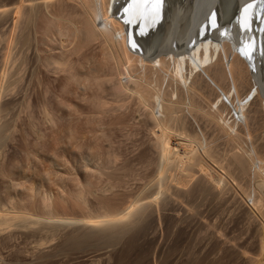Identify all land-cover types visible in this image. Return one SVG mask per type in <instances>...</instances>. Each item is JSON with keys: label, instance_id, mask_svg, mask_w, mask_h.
<instances>
[{"label": "rangeland", "instance_id": "obj_1", "mask_svg": "<svg viewBox=\"0 0 264 264\" xmlns=\"http://www.w3.org/2000/svg\"><path fill=\"white\" fill-rule=\"evenodd\" d=\"M26 2L0 0V264H264V218L248 213L251 198L264 203V191L255 189L233 162L240 142L204 128L199 119L181 132L174 124L153 128L144 112L148 103L136 86V91L125 88L121 112L113 110L110 84L88 90L71 85L67 94L63 86L71 64L81 73L98 70L100 49L114 53V48L104 36L75 55L60 52L59 41L49 40L45 28L60 16L78 21L82 8L71 0H54L33 15ZM131 34L121 29L125 45L136 41ZM242 47L252 91L264 92L259 62L249 45L242 42ZM64 61L66 70L56 67ZM112 61L103 68L116 70ZM200 94L209 97L207 90ZM97 96L105 109L95 108ZM261 98L264 106V93ZM252 109L249 129L241 132L244 146L250 138L256 146L257 133L264 136L259 128L264 109L260 116ZM232 115V109L223 112L227 119ZM195 140L211 149V161L198 157L202 150ZM85 157L99 163L102 172L98 164L99 174L84 173ZM54 159L65 171L56 169ZM208 166H220L225 176L218 175L220 170L213 175ZM85 180L93 183L92 192L88 189L79 205L73 194ZM124 208L126 214L112 218ZM51 249L49 256H37Z\"/></svg>", "mask_w": 264, "mask_h": 264}, {"label": "bare ground", "instance_id": "obj_2", "mask_svg": "<svg viewBox=\"0 0 264 264\" xmlns=\"http://www.w3.org/2000/svg\"><path fill=\"white\" fill-rule=\"evenodd\" d=\"M53 1L54 0H27V4H25L29 7L33 15H37L44 7L51 4ZM71 1H74L82 8L83 12L80 13V18L78 21L71 17L65 18L61 16L53 20L51 19V21L48 22L47 28H45L47 30L48 39H57L59 41L60 52L66 50L69 54L75 55L83 47L105 36L107 41H109L114 48V53L111 52L109 47L110 50H108L106 46L101 48V57L99 61L96 60L97 68L99 66V69L96 70V68L92 67L91 70L87 69L88 72L87 70L83 71V75H81L82 73L80 70L77 69L76 71L75 68L70 67L72 64H69L70 66H67V68L65 66V61L58 66L56 64V67L62 65L61 67L65 66L64 70H66V68L68 69V81L67 84L63 86L67 94H70V90H72H69V86L71 85L80 88V90L83 88H85L84 90H88L94 89V87L100 88L103 84H110L109 87H111V89L108 90H112L113 97H115L116 105L113 106V110L115 111L123 107V102L120 99L124 98L122 96L128 90L125 89L126 87L132 88L136 86L137 89L141 88V91L138 93L141 95V101L148 103V107H146L144 112L146 113V117L150 119V124L153 125V128H167L168 124H174L180 128L179 131L181 132L183 131L181 130L182 128L184 129L187 127L185 125H191L192 122L196 124L201 120L204 128H211L214 132L222 133L227 138L240 142V147L237 149L238 151L236 150L232 154L233 162L238 168L243 170L244 174L246 173L247 176H250L249 182L255 189L259 188V190L264 191V163L261 157L258 156L260 153L264 152V136L262 137L261 133H257V136L255 135V142H257L255 144L256 146H254L252 142L254 139L251 140L250 137L249 144L245 143V146L241 144L242 130L249 129L248 117H250L251 109L255 107L257 113L254 112L258 115H261V113L258 112L264 109L261 103V97L264 92L261 91L262 93H258L256 90L252 91L250 72L242 47V42L250 46L259 62L257 65L260 67L264 76V0H213L208 6H206L204 2L203 7L199 5L204 0H163L159 6L158 14L156 9L157 0ZM209 6L213 8L214 13L212 15L210 14L211 11L208 10ZM219 16L220 20L218 25L220 26L217 27L215 25V18ZM201 17L205 20L203 27L202 23H200ZM97 21H99L98 25L96 24ZM224 24H226V28ZM122 28L130 30V33L134 35L132 37H136V41L133 40L132 44V41L129 43L131 44L130 46L128 44L129 41H127L129 47H127V44H124L126 42L124 38L121 37ZM113 59L115 63L117 62V64H115L118 67H116V70L106 66L110 70H107L109 73L105 71L108 74L106 73L104 76L103 74L105 72H99V74H97L101 67L103 68V66L110 64ZM132 67L135 68V70H132ZM59 69L64 71L62 68ZM103 69L100 71H104ZM121 75L123 78H126L124 83L121 82ZM150 76H153L154 80H152L153 77L151 79ZM118 77L119 79L116 80ZM148 77L155 85H152ZM163 81H165L164 88H162ZM127 83H133L134 85H126ZM132 89L136 91L134 88ZM206 90L209 93L207 99L200 96V93ZM172 96H175V98L173 99ZM100 97L97 96V98H95L96 100L92 98L96 101L95 106L97 104V107L95 108L97 110L98 108L102 109V107H104L105 109L107 107L105 106L106 103L102 98L100 99ZM257 99L260 100V104L258 101L256 102ZM118 102L120 103L118 104ZM254 102L258 103L260 106L257 104L255 106ZM110 108H112V106ZM44 109H46V106H44ZM75 109L76 108H72L73 111ZM228 109L233 110V115L230 118L228 117L229 119L225 117L227 112L225 113L226 115L223 116V112ZM77 111H79L78 106ZM184 111H187L188 115L180 114L181 112L184 113ZM192 112H195L196 116L191 118L189 116L193 115ZM155 114H157V116ZM168 128H170V126ZM259 128H264V126L262 125ZM76 136L78 138L77 141L82 142V140H80L82 137H79V134L75 135V137ZM97 138H99V136ZM194 139L196 138H192L193 141ZM196 140V145H199L200 143ZM76 144L78 145V143ZM196 147L197 146H195V148ZM198 148L202 150L200 154H198L200 151L197 150ZM198 148L196 149L198 151V157H202L205 162L211 161V149L203 144H200ZM92 151L91 153L94 152ZM101 155L102 154H100V156ZM86 158L87 157L84 158V161H86ZM88 158V162H86L88 164L85 163L86 165H84L83 163L85 167L83 168L85 169L84 173L93 174L94 171L98 172L97 168L99 163L96 164L93 158H89L90 160ZM55 159L53 163L57 166L56 169L64 170V165L60 164L61 162L59 161V163L58 159L57 161ZM81 159L83 158L81 157ZM114 166H116V164H114ZM100 167L102 168L99 164L98 169L102 172ZM210 169L212 173L214 170L221 171L222 168L220 166H212ZM100 172H98V174ZM107 172L106 175L108 174ZM102 174H104V171ZM221 174H224L223 171H221V173L218 172L220 177ZM94 175H96V173ZM89 183L93 184L85 180L82 189L74 192V194L72 193L77 201L76 204H82L84 194L91 191ZM91 184L90 187L93 186ZM256 192L258 191L256 190ZM59 195L62 196L60 191ZM60 199L64 200L63 197H60L58 200ZM252 199L253 198L249 200L250 202L248 201L251 203L249 204L250 211H248V213L250 212L260 216V220L261 217L264 218V203L258 200V202H255ZM61 200L60 202L64 204V201ZM51 203L52 201L50 202V199L47 198L45 205L50 207ZM127 211L128 209L124 208L120 211L118 210V212L115 211L113 216H111L115 218L126 214ZM6 225L7 227L9 226L5 222V228ZM123 236L124 234L120 235V238H123ZM116 249L117 248H113L110 251L108 250L109 254H107L109 257H107L111 258V254H113ZM53 250L39 252L37 256H49Z\"/></svg>", "mask_w": 264, "mask_h": 264}, {"label": "water", "instance_id": "obj_3", "mask_svg": "<svg viewBox=\"0 0 264 264\" xmlns=\"http://www.w3.org/2000/svg\"><path fill=\"white\" fill-rule=\"evenodd\" d=\"M212 1H213V0H204L199 6L203 7L204 2H205V5L208 6L209 3H211ZM156 2H157V1H156ZM208 10L211 11V13H210L211 15L214 13L213 8H211L210 6L208 7ZM202 11H203V10H202ZM202 13H203V12H202ZM209 16H210V15H209ZM217 18H218V19H217ZM200 20H201L200 23H202V27H203V23H205V20H203L202 17L200 18ZM219 20H220V16L215 18V23H216L215 25H216L217 27L220 26V25H218V24H219ZM227 23H228V22H227ZM227 23H226V24H227ZM226 24H224V27H225ZM222 28H223V27H222ZM225 28H226V27H225Z\"/></svg>", "mask_w": 264, "mask_h": 264}, {"label": "snow or ice", "instance_id": "obj_4", "mask_svg": "<svg viewBox=\"0 0 264 264\" xmlns=\"http://www.w3.org/2000/svg\"><path fill=\"white\" fill-rule=\"evenodd\" d=\"M163 2V0H157V4H156V9H157V14H158V9L160 4Z\"/></svg>", "mask_w": 264, "mask_h": 264}]
</instances>
